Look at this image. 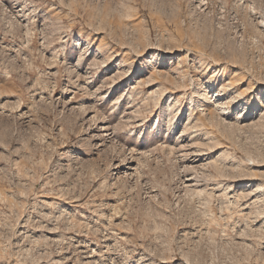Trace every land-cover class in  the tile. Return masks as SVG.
Listing matches in <instances>:
<instances>
[{
    "label": "rangeland",
    "instance_id": "obj_1",
    "mask_svg": "<svg viewBox=\"0 0 264 264\" xmlns=\"http://www.w3.org/2000/svg\"><path fill=\"white\" fill-rule=\"evenodd\" d=\"M0 264H264V0H0Z\"/></svg>",
    "mask_w": 264,
    "mask_h": 264
}]
</instances>
